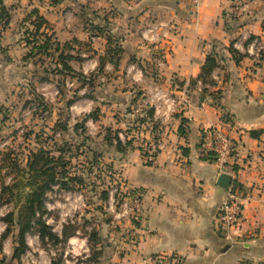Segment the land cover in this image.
Returning a JSON list of instances; mask_svg holds the SVG:
<instances>
[{"label": "crops", "instance_id": "obj_1", "mask_svg": "<svg viewBox=\"0 0 264 264\" xmlns=\"http://www.w3.org/2000/svg\"><path fill=\"white\" fill-rule=\"evenodd\" d=\"M239 1L232 14L231 0H62L42 6L28 0L8 24L37 7L46 20L40 31L67 43L65 52L79 57L68 64L80 76L58 75L76 96L70 120L87 116L93 147L124 188L141 193L139 221H126L122 237L118 232L108 237L117 264H148L172 253L183 264H264V0ZM147 25L158 29V45L142 39ZM21 33L16 28L15 48L24 45ZM164 50L159 68L155 61ZM212 51L218 64L212 82L204 83L198 76ZM130 65L134 69L127 72ZM46 84L64 86L58 80ZM155 85L173 93L177 106L152 125L153 115L138 116L135 108ZM206 127L221 129L238 144L227 172L202 156ZM106 133H118L122 149L114 138L104 143ZM153 147L154 161L147 163L142 154ZM231 170L242 189V221L225 237L216 222L225 194L217 179Z\"/></svg>", "mask_w": 264, "mask_h": 264}, {"label": "rangeland", "instance_id": "obj_2", "mask_svg": "<svg viewBox=\"0 0 264 264\" xmlns=\"http://www.w3.org/2000/svg\"><path fill=\"white\" fill-rule=\"evenodd\" d=\"M58 1L62 0H36L38 6ZM3 2L6 11L0 12V190L3 184L13 183V192L9 204L5 201L9 193H0V232L5 233L0 239V263L117 264L109 250L113 240L108 237L112 232L122 237L121 233L127 230L125 222L138 221L130 210L123 212L124 204H130L119 188L120 176L108 169V160L104 159L91 169L86 149L72 147L65 153L62 160L65 163L58 168V177L64 185L54 184L46 190L43 208L37 211L32 227L23 233V245L19 242L20 227L16 219L20 209L16 204L24 203V197L33 190L32 176L24 171L28 153L42 145L52 151V155H58L56 149L65 143L67 129L71 134L74 132L69 106L76 96L68 94L69 87L55 72L56 56L47 58L42 53L25 57L31 46L25 44L24 31L29 26L23 21L34 19L35 15L28 16L32 9H37L39 14V9L21 12L17 21L8 27L16 10L24 8L28 0ZM18 27L22 28L18 36L24 45L15 48L12 41ZM52 80L64 86L49 88L46 82ZM84 127L88 133L89 127ZM11 210L14 222L6 231L7 225L2 219ZM117 213L123 215L114 218ZM43 224L47 228H43ZM42 230L53 236H43ZM15 248H18L16 252Z\"/></svg>", "mask_w": 264, "mask_h": 264}, {"label": "trees", "instance_id": "obj_3", "mask_svg": "<svg viewBox=\"0 0 264 264\" xmlns=\"http://www.w3.org/2000/svg\"><path fill=\"white\" fill-rule=\"evenodd\" d=\"M6 8L4 5L3 0H0V12L5 13ZM7 15V14H5ZM31 15H35L34 19L28 20V22L33 26L32 29H26L24 32H26V39H25V44L28 46H31V50L25 55V57L30 58L31 56H34L38 54L39 56L42 55V53L47 57L51 58L52 56H56L55 60V72L58 73L59 75H71V76H77L81 75L79 73L74 72L71 69V66L68 64V61L73 59V58H79L76 55H72L67 50L68 44L63 43L60 44L56 39H53L52 34H48L44 29L40 31L42 26L45 24L46 25V20L38 14L37 9H32L30 15L28 17H31ZM8 18H6V25L8 22ZM96 30L102 29L99 28L98 25H96ZM264 28V25H263ZM30 32V33H29ZM31 35V37H30ZM31 40V41H30ZM114 54H118L120 51V47L118 44L115 45L114 47ZM232 51H234L232 49ZM112 64L117 63V58H110L109 59ZM217 54L215 52H210L207 54L206 59L204 64L202 65L201 72L198 76L200 80L204 83H211L210 75L213 71V69L217 66ZM91 76V75H90ZM89 77V76H88ZM70 102V101H69ZM147 115L151 116L152 115V110L147 109L146 110ZM90 116L92 119H95L96 116L91 113ZM87 116L84 117L81 121H77L73 125V134L69 132V129H67V134L65 135L63 141L65 142L63 145H59L56 149L58 155H52V151L46 149L44 146H40L36 150H31L28 153L27 159H26V165L27 169L24 171H27L28 174H30L32 177V188L33 190L29 193V195L25 196L24 198V203H19L16 204V206H19L18 208L20 209V213H18L17 221L16 223L19 225V242L22 244L23 243V233L28 231L31 227L32 224L34 223L35 216L37 214L38 210H41L43 208L44 204V193L46 190L50 189L52 185L54 184H63V181L60 180L58 177L59 171L58 168L62 167V165L65 163L62 160H64V155L66 152H70L72 147L76 148H81L86 149V154L88 155L89 159V164L91 166V169H93L94 166H98L99 162L101 159H103V154L99 152L97 149L93 147L92 139L90 135L85 132V127H84V122L86 121ZM139 120V119H138ZM142 120V119H140ZM59 122L58 120L56 123ZM63 125L65 124L62 122ZM65 128V126H64ZM82 131V132H79ZM107 131H109L107 129ZM56 132L54 131V136ZM111 136V135H110ZM108 133L105 134L104 143H107V145L111 144L112 140L110 138H114L115 140V147L117 149H122L121 145V140L120 137L118 136V133H115L114 136L110 137ZM70 141L69 143H66ZM130 140L126 139L125 143L126 145H129ZM73 144V146H70ZM67 146V150L64 148V146ZM71 155V154H70ZM204 157V156H203ZM206 158V157H204ZM102 163V162H101ZM108 164V169L113 170V167L110 163ZM106 164V165H107ZM63 170L60 171V173ZM115 172V171H114ZM42 178V182L40 183L38 180ZM12 189H13V183L9 184H3L1 186L0 193L1 195L3 193H9L7 199L5 200L8 204L12 203L11 198H12ZM0 195V196H1ZM5 224L7 225L6 231L8 230L9 226L12 225L14 222V213L13 211L7 212L2 219ZM43 228H47L44 224L42 225ZM42 235H49L53 236L51 233L48 231H41ZM47 232V233H45ZM5 236V233L1 234L0 239H3ZM23 245V244H22ZM18 250V248H15V252ZM2 264V263H0ZM51 264H59L54 261H52Z\"/></svg>", "mask_w": 264, "mask_h": 264}, {"label": "built area", "instance_id": "obj_4", "mask_svg": "<svg viewBox=\"0 0 264 264\" xmlns=\"http://www.w3.org/2000/svg\"><path fill=\"white\" fill-rule=\"evenodd\" d=\"M229 7V13H236L241 3L239 0H231ZM141 37L144 41L151 45H158L160 41V34L156 27L147 25L141 30ZM165 51V50H164ZM168 51L163 52L161 56L156 58V64L160 68L164 65V58ZM134 69L133 65L127 68V72ZM104 76L100 77L101 81H104ZM67 86H71L70 82H66ZM177 106V100L173 93L163 90L160 86L155 85L149 90L148 94L142 98L137 107L135 108V114L142 116L146 113L147 109L152 110V121L150 124L154 125L163 118L173 113ZM46 113V111H44ZM59 135V133H57ZM200 149L202 156L206 157V160L216 162L219 165L221 171L227 172L229 170L227 160L233 156L238 149L237 142L230 138L226 133L217 127H206L201 130ZM156 147L150 149H144L143 159L145 162L150 163L154 161V154ZM230 183L225 188L224 198L222 199L217 216V228L225 236L229 237L234 229H236L242 219V204L240 199L242 198V189L240 185L235 181L234 170L230 172ZM119 188L123 192L124 200L126 199L130 205L126 202L124 213L128 210L134 216V219L139 221L142 208H141V193L139 191H133L128 188H124L120 183ZM116 190V189H114ZM112 193V191L110 192ZM184 260L180 254H163L157 255L151 258L148 264H183Z\"/></svg>", "mask_w": 264, "mask_h": 264}, {"label": "water", "instance_id": "obj_5", "mask_svg": "<svg viewBox=\"0 0 264 264\" xmlns=\"http://www.w3.org/2000/svg\"><path fill=\"white\" fill-rule=\"evenodd\" d=\"M230 183V175L227 173H221L218 176L217 184L223 188H227Z\"/></svg>", "mask_w": 264, "mask_h": 264}]
</instances>
